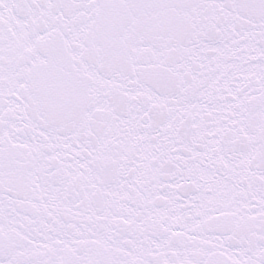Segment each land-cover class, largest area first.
<instances>
[{
	"label": "snow or ice",
	"instance_id": "1",
	"mask_svg": "<svg viewBox=\"0 0 264 264\" xmlns=\"http://www.w3.org/2000/svg\"><path fill=\"white\" fill-rule=\"evenodd\" d=\"M0 264H264V0H0Z\"/></svg>",
	"mask_w": 264,
	"mask_h": 264
}]
</instances>
